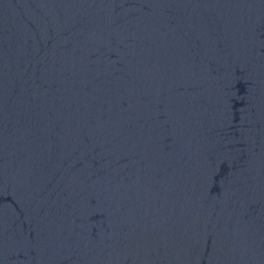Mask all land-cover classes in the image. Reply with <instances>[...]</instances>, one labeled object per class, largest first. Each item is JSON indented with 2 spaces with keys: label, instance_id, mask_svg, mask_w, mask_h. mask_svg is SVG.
I'll return each instance as SVG.
<instances>
[{
  "label": "water",
  "instance_id": "obj_1",
  "mask_svg": "<svg viewBox=\"0 0 264 264\" xmlns=\"http://www.w3.org/2000/svg\"><path fill=\"white\" fill-rule=\"evenodd\" d=\"M0 264H264V0H0Z\"/></svg>",
  "mask_w": 264,
  "mask_h": 264
}]
</instances>
